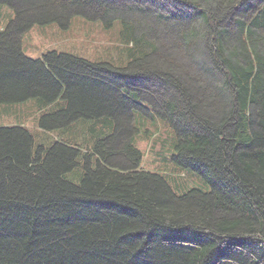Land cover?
<instances>
[{"label": "trees", "instance_id": "16d2710c", "mask_svg": "<svg viewBox=\"0 0 264 264\" xmlns=\"http://www.w3.org/2000/svg\"><path fill=\"white\" fill-rule=\"evenodd\" d=\"M0 2L15 12L0 28V104L64 100L45 130L111 125L49 147L0 125V264H264V0ZM89 10L122 25L135 59L26 55L32 26ZM137 113L170 121L173 160L210 191L178 194L143 167Z\"/></svg>", "mask_w": 264, "mask_h": 264}, {"label": "rangeland", "instance_id": "374dc122", "mask_svg": "<svg viewBox=\"0 0 264 264\" xmlns=\"http://www.w3.org/2000/svg\"><path fill=\"white\" fill-rule=\"evenodd\" d=\"M86 13L74 15L66 25L57 21L43 25L35 24L23 34L24 52L38 59L50 50H57L91 61H107L117 66H125L135 59L134 44L122 31L120 23L110 26L104 19L99 18L95 11L89 10ZM14 16L12 6L0 2V28L5 27ZM65 105L66 102L60 100L43 107L35 98L23 102L1 103L0 125H25L34 134L36 147H49L60 138L87 145L84 137H90L93 128L103 127L107 133L111 131L110 123L105 126L102 120L97 119H80L71 129L45 130L39 126V119L44 110L51 112ZM135 122L139 129L135 143L144 153L142 165L145 169L163 173L178 194L194 187L211 190V184L205 177L173 160L176 149L174 131L169 120L156 115L153 117L137 113ZM87 133L88 135H85ZM83 172L84 165L81 164L67 175L69 179L79 182Z\"/></svg>", "mask_w": 264, "mask_h": 264}]
</instances>
